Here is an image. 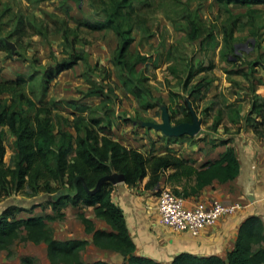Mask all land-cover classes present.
Instances as JSON below:
<instances>
[{"label":"rangeland","instance_id":"rangeland-1","mask_svg":"<svg viewBox=\"0 0 264 264\" xmlns=\"http://www.w3.org/2000/svg\"><path fill=\"white\" fill-rule=\"evenodd\" d=\"M120 1L0 0V79L29 77L38 84V97L45 88L44 102L52 106L55 132L63 128L76 133L73 122L79 116L85 119L83 128L105 126L128 146L185 157L195 143L205 144L201 150L223 142L225 133L237 132L239 123L248 121L254 99L264 102V3L124 0L117 5ZM94 22L104 26L96 27ZM226 30L233 34L231 43L225 39ZM126 39L130 41L123 51L129 67L117 61ZM80 52L84 57L77 64L42 84L47 68ZM191 62L190 85L203 78L212 80L194 95L184 87ZM187 98L203 119L199 133L168 136L139 123V119L162 121V104H167L177 124L185 116ZM250 116L263 120L257 112ZM93 118L99 124L94 125ZM7 130L6 160L10 161L16 136ZM60 183L67 190L68 184ZM168 186L173 188L170 182ZM53 196L27 186L0 199V214L10 204L30 210L18 217L55 213L47 203ZM81 209L68 204L63 207L65 217L49 221L56 237L88 236L78 216ZM25 255L34 256L38 264H50L44 242L23 238L10 250H0V264H23ZM83 257L87 262L99 258L123 262L92 247L83 251Z\"/></svg>","mask_w":264,"mask_h":264},{"label":"trees","instance_id":"trees-1","mask_svg":"<svg viewBox=\"0 0 264 264\" xmlns=\"http://www.w3.org/2000/svg\"><path fill=\"white\" fill-rule=\"evenodd\" d=\"M123 1L117 2V5ZM222 1L246 5L264 3V0ZM109 21L112 22L113 17ZM93 25L104 26L98 22ZM196 30L194 25L192 36L196 35ZM225 39L231 43V31H225ZM129 41H124L117 60L125 63L126 67H129V62L124 59L123 49ZM232 49H236L234 43ZM83 57L81 52L72 54L56 66L47 68L43 73L42 84L74 66ZM193 70L191 62L184 84L187 90L191 88V95L201 92L212 83L211 79L203 78L190 85L194 79ZM37 88L36 82L23 75L0 79V199L29 186L37 193L54 194L47 203L55 213L18 217L19 213L28 208L19 204L6 206L0 214V250H10L16 240L23 238L34 243L44 242L50 264H112L103 258L92 262L84 259L83 251L91 243L86 237H56L49 221L65 217L63 207L73 204L94 206L96 217L104 219L111 226V229L99 228L95 220L84 211L78 213L85 231L93 236L92 242L102 249L121 253L124 257L121 264H166L137 252V243L132 236L125 211L112 197L113 184L106 182L99 191L91 193L85 183L92 189L102 176L118 171L125 174V182L132 186L149 176L146 187H158L159 192L162 176L170 171L167 182L172 183L173 190L183 196H190L216 179L226 182L235 179L240 173V162L234 147L227 148L217 159L197 167L194 159L177 155L173 151L159 154L128 146L115 139L105 126L93 128L87 124L83 128L85 119L79 116L73 122L76 133L63 128L55 132L52 106L44 102L46 90L44 88L41 97H38ZM185 105V116L178 119V123L193 120L187 99ZM253 112H257L263 120H254L250 116ZM251 114L247 116V120L253 123L256 132L264 133V102L254 99ZM171 118L173 119V113ZM93 121L94 125L99 124L97 119L93 118ZM220 123L219 119L215 126ZM7 128L16 136L15 151L10 161L6 160ZM62 181L68 184L67 190L62 189V184H59ZM179 183L182 188H179ZM22 260L23 264H38L32 255H25ZM169 264H264V221L259 215H251L240 224L236 244L229 251L227 259L218 254L199 255L183 251L177 253Z\"/></svg>","mask_w":264,"mask_h":264},{"label":"crops","instance_id":"crops-1","mask_svg":"<svg viewBox=\"0 0 264 264\" xmlns=\"http://www.w3.org/2000/svg\"><path fill=\"white\" fill-rule=\"evenodd\" d=\"M239 124L241 128L237 132L225 133L223 142L209 144L206 149L201 150L205 144L195 143L189 147L191 155H185L194 159V165L200 167L205 162L217 159L227 148L234 147L240 162V173L235 179L226 182L216 179L197 194L185 196L188 204H195L199 200L243 203V207L237 212L223 216L215 224L205 226L199 234L175 231L161 222L158 187H146L149 176L133 186L127 182L113 184L112 197L125 211L139 254L166 264L183 251L199 255L218 254L227 259L229 251L236 244L240 224L251 215H259L264 221V133L256 132L250 121ZM222 127L224 129L223 125ZM169 172L162 176L160 188L169 187ZM178 186L182 188L181 183ZM78 208H82L81 211L94 219L97 227L111 229L104 219L96 217L94 206L78 205ZM86 234V238L91 241L88 247L124 260L118 251L96 246L92 242V234Z\"/></svg>","mask_w":264,"mask_h":264},{"label":"built area","instance_id":"built-area-1","mask_svg":"<svg viewBox=\"0 0 264 264\" xmlns=\"http://www.w3.org/2000/svg\"><path fill=\"white\" fill-rule=\"evenodd\" d=\"M158 211L163 224L175 231L199 234L207 226L220 218L233 214L243 207V203H225L220 200H199L188 204L185 196L169 187L159 189Z\"/></svg>","mask_w":264,"mask_h":264},{"label":"water","instance_id":"water-1","mask_svg":"<svg viewBox=\"0 0 264 264\" xmlns=\"http://www.w3.org/2000/svg\"><path fill=\"white\" fill-rule=\"evenodd\" d=\"M10 46L14 49L15 46L13 43L9 42ZM189 107L191 110V113L193 115V120L192 121H182L180 123L174 124L172 122L171 118V113L169 111V107L167 104H162V121H152V120H139V123L143 126H148V127H153L158 130H161L164 134L168 136H182L184 134H189V135H195L200 132L202 129V123L203 119L199 117L196 109L194 108L192 101L187 98ZM126 181V176L122 172L114 171L110 174H106L102 176L98 182L97 185L94 188H90L89 186H85L87 190L91 193H95L101 189V187L106 183V182H111L112 184H117L120 182H125Z\"/></svg>","mask_w":264,"mask_h":264}]
</instances>
